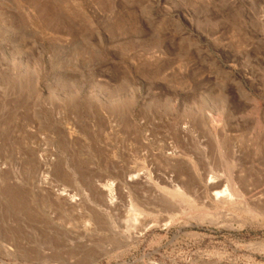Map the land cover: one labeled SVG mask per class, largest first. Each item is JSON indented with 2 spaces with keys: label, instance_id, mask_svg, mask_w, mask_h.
<instances>
[{
  "label": "rangeland",
  "instance_id": "rangeland-1",
  "mask_svg": "<svg viewBox=\"0 0 264 264\" xmlns=\"http://www.w3.org/2000/svg\"><path fill=\"white\" fill-rule=\"evenodd\" d=\"M162 145L186 196L170 216L156 180L131 238L93 188ZM0 264H264V0H0Z\"/></svg>",
  "mask_w": 264,
  "mask_h": 264
},
{
  "label": "bare ground",
  "instance_id": "bare-ground-1",
  "mask_svg": "<svg viewBox=\"0 0 264 264\" xmlns=\"http://www.w3.org/2000/svg\"><path fill=\"white\" fill-rule=\"evenodd\" d=\"M185 127H186L184 128L185 131H187V133H190L191 127H189V125ZM177 134L185 141L187 140L185 135L182 136L180 132H178ZM141 153L142 152L138 153V156L140 155V157L134 160L135 161L134 167L128 168L126 172L117 175L116 182H110L105 185H96L93 188V193L97 196L100 195L103 201V206L105 210L102 211H104L107 214H109L108 212L124 213V215L126 216V222L128 224V230L130 234L129 237L131 238H133L135 234H138V232L143 230L144 227H147L146 211L148 209L146 207L147 200H145L146 198L144 192L147 189L149 190L150 188H152L156 180L159 181L162 185H164L165 186L164 191L167 193V197L165 198V206H166L165 210L170 216H172L176 208L175 199L177 197L185 198L186 194L183 191L185 188H187L186 187L187 185L183 181V178H181V175L175 177V176H170L169 174L171 173V171L180 168L182 169V176L186 175L187 174L185 172L187 171L186 166L194 162V159L193 157L190 156L187 147L179 148L177 146L176 147L172 146L170 148L167 145H162L158 157L159 170L155 175L154 177L155 179H154L153 173L150 170H148L149 166L151 165L150 164L151 160L149 159V156L142 155ZM39 162L41 166H43L44 168L46 166L47 168L49 166L48 163L50 161L46 156L42 155L41 158L39 159ZM178 171L179 173L181 172V170ZM41 177H42L40 179L41 186L46 187L48 191H50L53 188V184L49 181V177L46 176V173H43ZM226 183L228 184V186L227 185L224 186V184ZM226 183L224 182V180H221L218 177H209L208 182H206V186L203 185L204 187L202 188L204 190V193L213 194L211 200L216 203L215 205L216 208H219L220 206L227 208L238 207L239 205L244 204L245 206H243L242 208H245L246 211H249L248 206L243 200L245 196L243 195L241 189L238 190V188H236V186L234 185L233 181H226ZM223 186L226 187V189L222 190V188H224ZM101 189L102 190L105 189L109 194L108 195L100 194ZM57 191L59 194L53 193V195L60 201L64 202L65 204L70 205L72 210H78L81 203L86 202L89 199L88 195H84L88 199L86 197L85 198L83 197V199H81L78 198L77 195H71L65 190L58 189ZM202 200L204 201V199ZM218 213H220V211ZM150 218L149 219L152 221L151 223L154 224L155 222L154 226L160 225L161 222H159V220L154 219L155 217L154 218L150 217ZM153 220L155 221L153 222Z\"/></svg>",
  "mask_w": 264,
  "mask_h": 264
}]
</instances>
